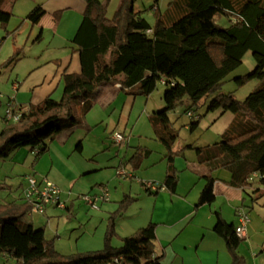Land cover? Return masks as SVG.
I'll return each instance as SVG.
<instances>
[{
    "label": "trees",
    "instance_id": "1",
    "mask_svg": "<svg viewBox=\"0 0 264 264\" xmlns=\"http://www.w3.org/2000/svg\"><path fill=\"white\" fill-rule=\"evenodd\" d=\"M82 1L85 10L70 41L72 52L79 56L80 72L62 74L59 100L48 96L31 105L16 123L4 122L0 160L28 148L37 161L65 127L84 122L104 84L118 82L126 94L148 98L163 81L164 108L148 116L154 140L166 150V173L160 189L175 194L179 172L174 161L183 157L186 150H193L198 164L207 170L197 206L214 202L212 173L217 170L229 173L228 186L249 190L252 200L258 199L264 193V0H172L163 13L155 0L150 7L155 16L153 26L135 9L139 0H121L111 19L107 18L110 0ZM44 15V9L36 5L25 20L34 26ZM220 17L228 19L226 28L215 23ZM9 18L10 14L0 10L2 26ZM40 39L41 33L36 40ZM21 51L15 48L1 67L13 65ZM248 51L255 68L235 82L238 88L251 80L258 85L241 102L232 94L219 91L224 78L242 64ZM210 98L208 111L223 109L235 115L232 127L211 146L178 145L179 133L169 113L181 106H187V113L192 112ZM199 119L190 124V131L198 127ZM76 149L80 151L81 143ZM149 154V150L136 149L128 160L133 172ZM253 175L257 178L251 179ZM3 189L0 183V192ZM133 201L131 196H124L117 211L108 218L102 249L72 255L59 254L53 240L46 238L44 227H34L30 205L23 199L19 203H0V258H8L14 264H161L163 255H156L153 223L121 239L120 247L111 246L116 237V221ZM215 216L214 233L224 241L232 264H246L238 254L243 239L236 235L235 226L218 213Z\"/></svg>",
    "mask_w": 264,
    "mask_h": 264
},
{
    "label": "crops",
    "instance_id": "2",
    "mask_svg": "<svg viewBox=\"0 0 264 264\" xmlns=\"http://www.w3.org/2000/svg\"><path fill=\"white\" fill-rule=\"evenodd\" d=\"M21 1L1 0L0 3L4 8H11V11H14ZM28 1L30 2L28 6L26 5L29 7L28 9L31 10L36 5H40L44 9L45 15L39 24L32 26L29 23L27 41L36 34L32 43H45V49L52 51V58H46L44 63H42V58L33 62L29 73L23 77L16 74L14 79L8 82L10 91L14 92L13 101L22 112L27 111L31 105L41 103L48 96L53 99L61 97L62 74L64 72L70 74L80 72L78 54L71 52L70 55H63L60 54V51L68 48L72 51L70 41L85 10V3L82 0ZM4 8L2 7L3 10ZM151 11L153 13V10ZM55 13H59V15L54 16ZM40 33L41 39L36 40ZM25 58L20 54L15 63L22 59L25 60ZM160 84L162 85L161 82ZM0 95V105L5 108L7 100L11 97ZM92 102L93 108L90 112L98 110L102 114L100 123L105 122V131L109 132L110 136L116 132L124 136L125 141L117 145L118 148H121L122 145L130 148L129 143L132 142V139L126 135V129L129 126L137 97L121 91L118 82H112L102 85ZM90 112L85 117L82 127H65L61 133L55 136L48 143L47 152L41 155L37 161H34L35 155L28 148L18 149L11 154L9 157L10 172L5 175L4 180L0 181L4 186L6 181L10 184L3 186L4 189L0 192V203L21 202L28 175H35L38 179L46 178L54 183L60 189L62 199L66 204V208L63 210L68 212L72 211L75 202H84L81 199L82 195H100L101 190H108L112 183L115 189L114 193L110 194L108 200H99V208L93 210L95 213L88 219L90 226L77 228L74 225H69L63 230H57L58 227H52L49 222H52V216L58 210H62L47 208L45 213L40 215L46 219V223L42 227L45 229V235L46 231L50 233L47 239L53 240L55 250L61 255L102 249L108 218L117 211L123 197L129 195L137 200L116 221V237L111 241V246L120 247L121 239L129 237L138 229L153 223L156 225V255H163L161 264H232L224 241L214 233L215 215L218 213L226 223L236 226L239 214H247L249 224L245 237L238 248V254L246 260V264H264V193L253 201L249 190L228 186L229 173L217 170L212 173V178L215 180L214 202L209 205L197 206L200 193L206 185L204 176L207 174V170L198 164L196 155L195 162L184 161L183 168L180 169L179 183L173 195L169 194L166 189L147 191L143 185L144 181L162 183L166 173V164L165 167H160L158 171H155L157 173H152L153 177L152 175L148 177V173H145L141 175L142 179L138 178L140 183H136L135 180L129 184L116 183L118 185L116 188L115 182L110 179L113 173L108 178L96 177L94 174L105 166H93L88 163V160L81 157L83 151L81 137L90 132L88 124ZM1 120H3V116ZM68 132H70L69 136H67ZM111 141L113 142L112 139ZM78 143H81L80 151L76 149ZM113 144L115 143L113 142ZM137 148L150 151L149 156L142 160L139 169L154 168L165 161L166 150L154 140V134L152 142L147 143L140 139L135 146L130 148L132 152L130 159ZM122 153V157H125L127 149H124ZM6 160H2V162L4 163ZM125 164L121 166L122 164L119 163L120 167L128 171L131 176L136 177L138 170L133 172L126 159ZM12 184L14 187L11 186ZM15 189L18 196L14 192ZM31 219H33L32 216ZM81 238L84 239L79 246L78 241Z\"/></svg>",
    "mask_w": 264,
    "mask_h": 264
},
{
    "label": "rangeland",
    "instance_id": "3",
    "mask_svg": "<svg viewBox=\"0 0 264 264\" xmlns=\"http://www.w3.org/2000/svg\"><path fill=\"white\" fill-rule=\"evenodd\" d=\"M120 1L121 0L109 1L107 7V18L111 19L113 17ZM171 1L172 0H158L157 7L159 12L163 13ZM154 2L155 0H139L135 4V9L137 11H141L143 18H145L151 26H153L155 22V16L150 9ZM28 4H30L28 0H22L14 8V11H11V8L8 9L7 7H5V10L4 6H2L0 3V10L4 13L10 14L7 24L5 26L0 24V94L9 96L11 98L14 96V92L10 91V83L8 82L11 79H14L16 74H19L23 77V75L29 73V71L32 69L30 66L33 62L42 58V63H44L46 58H52V51L45 49V43H32L37 36L36 34L32 35V37L27 41L30 24L25 20V16L30 10L28 9L29 7H27ZM1 6L4 8V10ZM215 23L222 28H226L229 25V21L225 17L217 18ZM15 48L22 49L21 56H25V60L22 59L19 62L14 63V67L13 65L7 68L1 67V65L12 56ZM71 52L72 51H70L68 48L64 51H60V54L70 55ZM254 68L255 62L253 60L252 53L248 51L245 53L242 59V64L224 78L219 93L232 94L236 100L241 102L244 101L246 97L257 87L258 82L256 80H251L242 87L238 88L235 79L249 74L254 70ZM164 91L165 87L159 84L157 89L148 98H144L142 96L137 97V102L131 113L129 126L126 129V135L129 137V139H132V142L129 143L130 148L135 146L137 141L140 139L147 143L153 141V134L148 122V116L164 108ZM59 98L60 97H55L56 100ZM211 99L212 98L206 100L204 105L202 104L198 108L192 109L193 118H190L187 115V106L178 107L176 110L169 113L170 121L173 127L179 133V139L177 142L180 146H211L217 142H220L222 140L223 134L232 127L235 121V115L229 111L225 112L223 109L208 111V106ZM4 109L5 108H3V105H0V131L5 126L4 121L1 120ZM101 115L102 114L98 112V110L90 112L88 120L90 132L86 136L81 137L83 140V151L81 157L85 160H88V163L92 164L93 166H105L94 174L96 177L108 178V176L113 173L110 179L113 180L115 184L123 182L129 184V182L133 180H135L136 183H140L141 181L138 178L142 179L141 175L148 173V177L151 175L153 177V175L157 173L155 171H158L160 167H165L166 160L154 168L138 169L136 177L128 176L124 178L119 176L118 172L123 170L119 163L122 164L121 166L126 165L125 159L128 161L132 152L131 149L126 148L125 145H122L121 148H118L117 145L113 144L109 132L105 131V122L100 123ZM198 117H200L198 127L194 131H190V124ZM73 127H82V124L75 125ZM124 149H127V154L125 157H122V152ZM9 159L10 158H8V160H6L4 163L2 160H0V181L4 180L5 175H8L10 172L11 166ZM185 160L191 163L195 162V152L193 150H186L183 157L175 159L174 166L179 172L178 177H180V169L183 168L182 165ZM126 172L129 173L128 171ZM144 182L153 183L151 181ZM4 184L5 186H9L10 182L6 181ZM104 184H106V182ZM11 186L14 187V184ZM115 187L118 188V185L116 184ZM114 190V185L110 183L109 189L107 190V192L109 191L108 199H110V194H113ZM14 192L16 193V196H18L16 189ZM132 198H134L135 201L137 200L135 197ZM135 201H133L130 206ZM93 213L95 212H93V210L89 208L84 202L77 201L73 204L72 211L68 212L67 210H58L55 213L56 216H52V222L49 223L52 224V227L57 226V230H63L69 225H74L77 228L90 226L88 219H90V216H92ZM32 218L33 225L36 228L42 227L46 223V219L42 218L38 214H33ZM45 236L46 238L50 236L49 231H46ZM82 239L84 238H81L78 241L79 246L83 243ZM0 264H14V262L8 258L1 257Z\"/></svg>",
    "mask_w": 264,
    "mask_h": 264
},
{
    "label": "built area",
    "instance_id": "4",
    "mask_svg": "<svg viewBox=\"0 0 264 264\" xmlns=\"http://www.w3.org/2000/svg\"><path fill=\"white\" fill-rule=\"evenodd\" d=\"M163 83V81H161ZM1 97V95H0ZM22 111L16 106L13 98H9L6 102V106L3 112V120L6 123H16L22 115ZM187 115L193 118V114L188 112ZM111 139L116 145H120L125 141L124 136L121 133H113ZM119 176L131 177L130 173H127L124 169L118 172ZM257 178V175H253L251 179ZM146 188L149 190H159V183H147ZM163 189V188H161ZM23 201L30 205L29 216L33 214L43 215L47 208H55L63 210L66 208L60 189L46 178L38 179L35 175H28L26 177V187L22 192ZM81 199L92 210H97L99 200H108V192L106 189L101 190L100 195L85 194ZM249 224V217L247 214H239L238 224L235 226V233L238 238L243 239L245 237L246 229ZM117 262V260H115Z\"/></svg>",
    "mask_w": 264,
    "mask_h": 264
}]
</instances>
